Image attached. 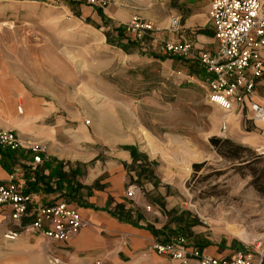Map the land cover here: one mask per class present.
Instances as JSON below:
<instances>
[{"label":"rangeland","instance_id":"rangeland-1","mask_svg":"<svg viewBox=\"0 0 264 264\" xmlns=\"http://www.w3.org/2000/svg\"><path fill=\"white\" fill-rule=\"evenodd\" d=\"M136 1L0 0V104L14 110L10 119L16 127L11 130L26 145L15 151L24 149L32 155L27 166L30 170L21 175L27 191L36 193L43 203L64 200L79 210L77 202L68 200L66 184L60 188L61 179L41 173L40 166L46 158L53 157L66 172L76 168L77 162L82 163L86 176L88 167L106 166L124 155L121 152H130L127 147L134 145L153 163L159 183L156 187L151 182L155 188L148 190L149 181L138 182L136 172L127 171V201L130 203L137 192L148 198L143 210L151 222L143 220V227L150 233L149 224L162 228L172 217L166 213L171 209L177 216L187 211L185 216L197 223L182 230L183 235L173 234L167 242L161 240L168 231L160 232L159 238L152 233V249L158 256L148 260L95 258L93 264H199L198 257L182 261L160 253L155 243H184L222 258L240 250L255 256L264 253V157L236 140L226 144L211 142V137H228L233 128L237 131L235 137L240 133L249 135L243 124L251 114L245 106L238 115L237 108L225 117L228 126L224 132V111L207 98L208 71L198 56L201 51L216 49L214 38H199L197 25L186 29L181 24L184 14L180 18L170 11L173 0H159V5L148 9L153 15L172 16L171 32L145 18L143 9L130 13L121 23L110 13L121 10L124 3ZM98 9L105 13V19ZM136 18L152 25L146 35L150 40L144 46L145 54L140 56L109 42L106 34L110 30L114 38L112 28L122 25L125 35L135 38L136 31L130 25ZM207 25L212 26L210 18ZM157 31L160 35L155 34ZM167 42L189 44L190 49L163 48ZM165 55L193 58L205 70L197 76L180 59L162 61ZM32 145L41 152L33 150ZM37 153L42 160L33 168ZM63 154H76L84 161L57 159ZM195 163L199 166L195 167ZM21 167L17 161L9 172L19 168L22 171ZM37 174L45 178L40 180ZM104 178L102 175L98 179L105 187L101 183ZM33 183L38 191L30 189ZM131 185L139 187L133 197L127 195ZM51 189L57 190L59 197L54 198L56 193ZM83 191L82 199L86 201L87 188ZM163 191L172 197L166 200ZM159 196L165 199L164 211L161 203H153ZM133 213L136 215L135 210ZM7 214L4 207L0 208V264H47L49 253L63 264L55 252L40 254L31 248L37 232L20 230L16 239L6 238V230L12 229ZM163 217L165 222L160 225ZM170 225L178 230L177 220ZM73 235L56 241H66ZM201 244L205 247L199 248Z\"/></svg>","mask_w":264,"mask_h":264},{"label":"built area","instance_id":"built-area-1","mask_svg":"<svg viewBox=\"0 0 264 264\" xmlns=\"http://www.w3.org/2000/svg\"><path fill=\"white\" fill-rule=\"evenodd\" d=\"M209 18L214 29L217 47L214 51H201L198 59L208 71V99L224 111L222 128L227 130V115L245 106L251 111V118L264 122V103L252 99L257 83L264 75V0H211ZM136 31L135 39L142 48L146 46L147 31L152 25L136 18L131 23ZM188 51L189 44L176 45L167 42L163 48ZM21 109V108H20ZM19 135L11 129L0 128V150L15 151L25 148ZM37 152L39 147L32 145ZM264 156V147L256 149ZM42 160L39 153L34 156L33 168ZM21 169H13L7 177L0 175V206L7 208L12 229L5 237L16 239L20 230L40 233L50 240L67 239L77 233L86 223L79 210L64 200L43 203L36 193L27 191ZM139 189L136 185L128 188L127 195L133 197ZM180 240L184 241L183 238ZM158 252L173 258L186 260L198 257L199 264H263L264 253L255 256L251 252L237 251L231 257L222 258L202 253L198 248L155 243ZM50 264L60 259L48 254Z\"/></svg>","mask_w":264,"mask_h":264},{"label":"crops","instance_id":"crops-1","mask_svg":"<svg viewBox=\"0 0 264 264\" xmlns=\"http://www.w3.org/2000/svg\"><path fill=\"white\" fill-rule=\"evenodd\" d=\"M158 1L159 0H138L130 4L127 2L124 3L125 5L121 6V10L116 9L114 12L112 11L110 13H112V16H114L116 19L120 20L118 23H121L127 20L130 13H138L137 9H143L145 11H141V13H144L146 16L145 18L153 22L155 21L158 28H164L163 31L171 32V21L173 20L172 16L168 17L167 15H153L151 10H148L151 9V7L159 5L157 4ZM173 1L174 3L171 4V6L169 5V8L171 7L170 11L171 13H176L180 18L182 17V14H184V19L181 21V24L186 27V29H192L195 27V25H197L196 28L199 29V38H214L216 42L213 26L210 27L207 25L209 22L208 12L210 9L211 0H180L181 3L179 4L175 3L177 0ZM162 3L164 2H161V5H163ZM131 7H134V10L131 9ZM160 33L157 31L155 34L160 35ZM135 53H137V56L142 55V53L139 51H135ZM185 59L186 60L184 63L189 64V70L192 71V74L197 76L200 75V71L204 69L201 66V63L193 58ZM162 61L171 62L174 61V58L167 57ZM193 64L197 67H195ZM209 75L210 74L207 73L206 79L209 78ZM14 83V86H16V82ZM252 99L264 103V75L259 79L256 89L252 95ZM237 108L238 105L236 104V110H238ZM13 111L14 110L10 109V107L1 106L0 104V128L15 129L16 124L12 123L10 119V117L13 116ZM241 113L242 112L239 111L238 115H241ZM246 118L247 119H245L243 124V129H245L249 135L246 136L240 133L237 135V137H235L234 134H236L237 131L233 128L230 130V135L226 138L236 140V142L243 145L247 144L255 150L260 146L264 147V122L251 118V114H248ZM247 121H250V123ZM230 123L231 121L229 118V124ZM120 154L124 155L118 157L117 159L111 160L106 166L99 165L98 168L88 167L86 176L84 174L77 175V179L83 185H92L93 182L102 175L105 176L101 183H105L106 186L104 188L94 189V192L87 197L85 202L88 203L89 207L78 205L82 216L87 221V225L83 227L79 233L73 235L66 241L50 240L45 235L40 233L37 235L33 234L35 235V239L33 240L34 243L31 244V248H34L36 253L45 254L49 251L53 253L55 252V254L62 259L63 264H93L95 258H104V260H106L116 257H123L124 259L132 258L143 261L148 260L149 257L158 256L157 252L152 249V243L154 242L153 234L143 227V225H145L143 224V220L151 222L147 216V213L143 210V208L146 206V203H148V201H146L148 198L144 195V193L137 192L130 203L126 199L125 192L127 187L126 184L128 182V174L124 164H130L132 162V153L130 151L127 153L121 152ZM57 159H70L71 162L83 160L76 154H71V156L63 154L58 156ZM31 160V153L24 149H20L18 151L0 150V175L4 178L7 177L9 171L12 169L13 165L17 163V161L22 163V172L25 173L27 170H30L29 167L27 169V166H29ZM40 168L42 170L41 173L43 172L47 176H52L56 174V171L59 168H61V165H57V161H54L53 157H47L46 160L41 164ZM65 184L66 183H64V185ZM147 184H150V186L147 187L148 190L155 188L151 181H149ZM54 193H56L54 194V198L59 197V193L56 191ZM162 195L166 200L169 199V197H172V194H167L165 191H163ZM110 196H112L114 199L112 205H114L116 202L125 201L127 207L135 208V206H137L141 209L144 215L143 218L138 220V223L132 224L117 218L105 209H95L93 207L98 206L103 208L106 206ZM0 208L2 209L3 207L0 206ZM6 211L8 212L7 208ZM154 212L158 213L157 211ZM7 217L9 218V213L7 214ZM159 221L161 223L160 225H162L165 222L164 217L163 219L160 218ZM219 253L222 254L223 252ZM40 264L45 263L42 262ZM47 264H49L48 261ZM106 264L108 263L106 262Z\"/></svg>","mask_w":264,"mask_h":264},{"label":"trees","instance_id":"trees-1","mask_svg":"<svg viewBox=\"0 0 264 264\" xmlns=\"http://www.w3.org/2000/svg\"><path fill=\"white\" fill-rule=\"evenodd\" d=\"M99 15L102 17V19H105V13L101 10L98 9ZM108 23V21H106ZM116 35H114V38H111V31H107V39L109 42L116 44L120 48H122L126 52H132V51H139L142 54L144 53V50L142 48V45L140 44L139 41H137L135 38L132 37H127L125 35V27L122 25L116 26L112 28ZM150 38L146 36V41H149ZM151 55L155 56V54ZM167 58V56H163L162 60ZM175 59H181L185 61V58H180L178 56H173ZM211 142L216 144V143H231V140L229 138H220V137H211ZM131 153H132V162L130 164H126L127 171L128 173L132 170L135 171L137 176H138V182L143 183V181H151L155 184V186H158V179L157 175L155 172V168L153 166V163L149 160V157L146 155V153L141 152L136 148L134 145H130L127 147ZM259 156H263L259 154ZM264 157V156H263ZM63 164H61V168H59L56 171V176L61 179V181H58L60 188L64 186V182L66 183V186L68 188V200L72 202H77L79 205H88L82 197L84 196V191L83 188H87V194L91 195L93 189H100L103 188L104 185L100 184V179H97L92 185H83L80 182L77 181V175H83L85 174L84 170L81 168L83 166L82 163L77 162V167L76 168H71L70 171L66 172L63 171L62 169ZM195 167H198L199 164L195 163ZM39 174V173H38ZM37 174V175H38ZM40 180H43L45 177L40 176ZM42 178V179H41ZM38 191L39 188L37 187L36 183L32 184V187L30 189ZM51 191H57L54 189H51ZM113 197L110 196L107 201V205L104 207V209L109 210V212L112 213V215L116 216L117 218L130 222V223H138V220L143 218V213L140 208H133V207H127L125 201L121 202H116L113 207H112V202H113ZM162 200V201H161ZM165 199L162 196H159L157 199H153V203H161V208L164 207V202ZM135 210L136 215H134L133 211ZM163 210V208H162ZM164 211V210H163ZM166 213L171 215V219L167 221L162 228H155L154 225L149 224L148 229L152 231L155 237L159 238L160 232L163 231L165 233L168 231V233L165 235L164 239L161 240L162 242H167L168 240L172 238V235H181V231L184 229L190 228L192 225L197 223V220H191L190 217H186L185 215L188 214L187 211H184L183 213L177 215H174L175 209L171 210H166ZM172 220H177L178 224V230L177 229H172L170 226V222ZM183 235V234H182ZM195 245V244H194ZM198 247V245H196ZM205 244H201L199 248H204Z\"/></svg>","mask_w":264,"mask_h":264},{"label":"bare ground","instance_id":"bare-ground-1","mask_svg":"<svg viewBox=\"0 0 264 264\" xmlns=\"http://www.w3.org/2000/svg\"><path fill=\"white\" fill-rule=\"evenodd\" d=\"M231 114V113H230Z\"/></svg>","mask_w":264,"mask_h":264}]
</instances>
